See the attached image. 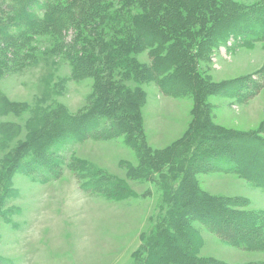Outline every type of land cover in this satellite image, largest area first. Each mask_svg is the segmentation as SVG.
<instances>
[{
  "label": "rangeland",
  "instance_id": "374dc122",
  "mask_svg": "<svg viewBox=\"0 0 264 264\" xmlns=\"http://www.w3.org/2000/svg\"><path fill=\"white\" fill-rule=\"evenodd\" d=\"M75 1L55 2L68 5ZM204 3L210 8L189 15L191 8H202ZM263 4L264 0L190 3L188 12L181 11L175 19L183 25L181 16L197 18L196 22L190 18L185 21L190 23L186 34L190 40L180 41L186 47L183 60L186 57L193 63L197 73V88L170 90L169 67L161 70L156 81H141L133 74L127 75L124 65H112L113 69H107L112 84L140 92L135 110L140 124L132 117L127 122L135 131L124 127L109 132L111 126L121 125L109 122L97 128L104 135L52 144L34 151L36 157L30 153L27 160L36 161L41 154L50 166L31 164L28 170L13 167L19 153L28 150L27 142L49 120L65 123L68 116L80 117L88 112L98 80L89 76L74 79L68 55L56 49L60 41L72 43V29L63 31L59 38L45 31L30 35L18 49L21 42H3L0 37V58H7V65L0 67V264L155 262L161 227L166 229L173 215L175 191L187 182L188 171L191 174L192 168L199 167L198 160L194 165L193 159L211 148L202 141V134L253 135L264 144V88L251 100L241 97L249 94L244 88L246 80H257L264 71V40L254 33L264 20L252 14ZM246 12H250L248 22L239 20L234 33L229 30V34H223L219 25L223 16L233 15L236 19ZM161 16L166 18L165 12ZM10 19L9 14L0 12L2 23H10ZM249 22L251 25L240 28ZM163 35L167 39L163 42L174 43L165 30ZM166 47L158 44L143 49L137 55L140 70L155 65L161 69ZM159 48L160 57L153 61L151 52ZM56 138L55 142L60 141ZM227 140L231 156L233 149L247 153L255 148L236 137ZM212 148L217 153L219 145ZM220 155L209 162L210 168L199 167L191 178L195 182L188 184L230 206L241 226L252 227L253 223L251 238L264 243V188L221 170L222 165L215 166L226 153ZM186 185L181 189H187ZM193 226L194 230L181 239L186 240L184 249L195 259L211 264H264V249L243 250L219 238L201 222L194 221ZM174 230L178 227L171 230L173 234Z\"/></svg>",
  "mask_w": 264,
  "mask_h": 264
},
{
  "label": "trees",
  "instance_id": "16d2710c",
  "mask_svg": "<svg viewBox=\"0 0 264 264\" xmlns=\"http://www.w3.org/2000/svg\"><path fill=\"white\" fill-rule=\"evenodd\" d=\"M55 1L0 0V12L9 14L11 18L10 23H2L0 21V37L3 42L9 41L7 39L21 42L16 47L18 49L23 46V42L31 38L30 35L33 36L45 31L46 33L52 32L55 37L59 38V34H62L63 31L72 29L75 36L72 43L62 44L60 41L57 43L56 49L60 53L64 54L66 52L68 55V60L74 66V79L79 80L83 76L97 78L96 94L90 102L92 107L83 116L79 117L78 115L74 118L68 116L65 119V123H63L64 120H49V124L45 125L39 134H36L33 139L31 138L27 142L28 150L21 154L19 153L20 157L16 161L15 166H13L15 169L24 167V169L28 170L31 164L40 165L39 163L50 166L47 159L42 160L43 155L41 154L36 158V161L27 160V157H30V153H32V157L35 156L37 150L44 147L49 148L52 144L66 143L68 140L69 142H79L96 135H104L97 128L105 127L109 122L121 124L119 127L111 126L108 130L109 132H113L118 128L121 130L124 127L131 132L135 131L134 127L127 125V122L128 118L132 117L137 125L140 124L138 122L139 114L137 111L135 112L138 106L136 98L137 95L140 96V92L133 93L130 89H118L116 87L118 84H112L111 77L107 75L111 73L107 69H113L112 65L115 67L124 65L127 75L133 74L141 81H156L155 77L161 75V70L164 71V69L169 67L171 69L170 72H172V79L168 84L170 90L176 89L177 91L181 88L195 90L197 88V73L193 63L190 64L186 57L183 60V54L186 55V50L184 49L186 47L184 46L185 44L181 45L180 42L184 39L190 40L186 36L188 29L191 28L189 26L190 23L185 21L190 18L196 22L197 18L187 17L183 18V20L181 16V23H185L183 25H180L175 19L180 17L181 11L187 13L190 3H195L196 0H76L68 5L59 4ZM77 2L79 4L74 7ZM163 4L166 6L165 9H162ZM207 7L209 6L204 3L202 8H191L189 15L206 10ZM161 12H165L166 18L161 16ZM247 13L250 14V12L242 13L236 19L233 18V15H230L231 17L223 16L219 20L223 34L227 35L229 30L232 32L239 27V25L237 26L239 20L248 22ZM252 14L257 16L256 19L259 20L262 17V22L264 20V4L256 7ZM199 15H203V13H199ZM213 20H216V18H213ZM101 23L106 28V34L102 29ZM248 24L250 22L241 25L242 27L240 28H245ZM263 24L260 30L254 32L260 40H264ZM164 30L170 37L169 40H173V44L163 42L167 41L163 35ZM93 40L94 42L92 43ZM158 44L159 47L168 46L166 47L167 54L165 58H162L163 65H161V69L155 65L144 68L141 71L137 55L143 49L153 48ZM158 52L161 54V48L157 52L156 50L151 52L153 61L160 57ZM6 61L7 58L2 55L0 67L6 66ZM97 71L103 73V76H99L100 74L98 75L99 72ZM257 77V80L253 78L246 80V87L244 88L248 89L249 94L241 95L245 101L253 99L263 90L264 71L260 72ZM102 79L107 80L102 81ZM160 86L162 87V84ZM229 88L230 85L225 87V89ZM119 114H123V116H119ZM205 128V132H207L208 129L207 127ZM262 132L264 133V130ZM55 137L60 141L55 142L53 140ZM234 137H236L237 141H249L255 148L247 153H237L233 149L234 156H231L227 139L234 140ZM202 141L206 142L211 148L210 150H205L200 158H194V165L197 164L198 160L199 167L208 169L210 168L209 162L218 159L217 154L220 155L222 153L224 155L226 153L225 158H219L215 166L222 165L223 168L221 170L238 174L251 183L264 188V154L261 153V148H264V144L261 143L257 136L250 135L245 137L221 132V135L217 137L203 133ZM218 145L219 150L216 153L212 147ZM257 146H260V148H257ZM236 153L239 156L236 157ZM199 167H196L195 170L192 168L191 174L188 171L187 182L184 181L180 185V189L178 188L175 191L176 203L173 215L171 216L172 218L170 217L171 221L167 228L161 227V236L160 238L158 237V242L155 246V253L158 255V259L152 264H211L195 259L184 249L186 247L183 243L184 240L182 241L181 238L194 230V221L201 222L202 225L219 238L243 250L255 251L264 249L262 240L251 238V235L254 234L252 230L255 229L253 223H251L252 227H249V224L247 228L246 226H241L234 219V212L230 210L231 208L229 209L230 206L226 207V204L221 203L220 200H215L195 185L191 186L188 184L190 181L195 182L191 178L198 173ZM46 169L49 170L48 168ZM183 185H186L187 189H181ZM1 187L2 184H0ZM245 220L246 218H243L244 222ZM174 222L180 223L175 225ZM176 226L178 230H174L173 234L171 230Z\"/></svg>",
  "mask_w": 264,
  "mask_h": 264
}]
</instances>
